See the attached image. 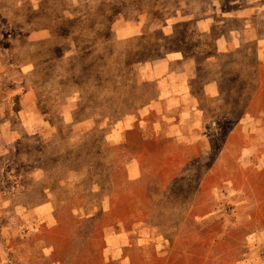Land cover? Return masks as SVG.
Returning a JSON list of instances; mask_svg holds the SVG:
<instances>
[{"label": "rangeland", "instance_id": "rangeland-1", "mask_svg": "<svg viewBox=\"0 0 264 264\" xmlns=\"http://www.w3.org/2000/svg\"><path fill=\"white\" fill-rule=\"evenodd\" d=\"M244 1L184 9L212 23L183 40L172 0H0V264H118L106 228L140 238L135 264H264V0ZM176 49L195 135L136 124L116 184L114 124Z\"/></svg>", "mask_w": 264, "mask_h": 264}, {"label": "crops", "instance_id": "crops-1", "mask_svg": "<svg viewBox=\"0 0 264 264\" xmlns=\"http://www.w3.org/2000/svg\"><path fill=\"white\" fill-rule=\"evenodd\" d=\"M197 1L199 2V0H172V3H169V7H174L175 12L170 17L165 16L162 18L164 23L166 22L167 24V22H169L168 24L170 25L169 32L167 28H163L165 29V31H163L164 34L173 31V33L179 34L178 36H173L174 38L187 40L189 39L187 33L178 28V25L180 27L186 23L194 25V33H201L207 30L212 23V18H195L192 12L184 10L188 7H199ZM247 2L248 1L244 0H231L234 7L240 8L249 7V3ZM261 5L260 3L258 6ZM163 6L165 7V4H163ZM236 16L246 18L245 16L248 15L237 14ZM201 24H203V27ZM177 28L178 31H176ZM163 61L162 66L166 67V71L162 73V79H155V76H152V79L148 77L149 69L156 66L154 64H148L146 66L145 73L147 79H140L141 86L149 90L147 91L149 96L145 97L142 108L138 110L137 114L132 116L129 114L121 117L119 122L114 124L115 128L113 133L115 135V142L113 144L114 153L112 164V175L113 178H115L114 183H116L117 175L123 170L130 181L133 180L132 178L136 173L133 166V164L136 163V159H134V156H130L131 152L126 148V144H128L127 139L122 140L121 138L124 137V133L126 134L129 130L135 128L136 124L137 126H143V124L149 121H156L160 133H171L172 135L180 136L185 140L184 142H186V140L192 141V139L188 137L195 135L194 128L197 124V115L195 114V107L191 104H196L197 98L190 81H182L183 69H185L183 65L192 64L193 61L183 49L166 52ZM167 119L169 120L168 124L162 121ZM119 125L122 128L117 131L116 128ZM123 149L130 152L129 156L125 159ZM105 232L106 245L104 246V251L108 260H114L118 264L137 263V260H135L136 255L141 247L144 246L140 238H136L137 240L132 245L130 244L128 231H121L122 233L116 235L112 233L113 231L110 228H106ZM137 232V235H141V230L138 229ZM126 245L131 246L130 254L128 255L123 253V249Z\"/></svg>", "mask_w": 264, "mask_h": 264}]
</instances>
